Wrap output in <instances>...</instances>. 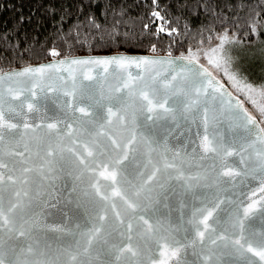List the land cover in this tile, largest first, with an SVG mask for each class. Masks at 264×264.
<instances>
[{
  "label": "snow or ice",
  "instance_id": "obj_1",
  "mask_svg": "<svg viewBox=\"0 0 264 264\" xmlns=\"http://www.w3.org/2000/svg\"><path fill=\"white\" fill-rule=\"evenodd\" d=\"M153 15L159 17L158 12ZM218 39L215 47L189 49L178 57L170 51L167 57L118 53L61 60L59 66L26 67L0 75V264H63L61 257L68 254L71 241L59 244V237L46 238L19 225V220L34 208L32 198L21 200L17 185L37 184L32 173L39 175L41 183L45 179L55 181L52 158L64 159L65 151L69 159L75 158L81 172H96V161L103 158L98 175L111 181L108 187L112 190L111 195L107 188L102 191L99 180H95L88 185L92 192L65 185L69 192L59 199L53 195L54 184L46 192L35 191V199L40 201L35 207L43 210L47 206L69 220L68 226L52 231L73 237V223L78 227L88 218L99 224L71 254L76 264H257L254 257L264 264V83L253 82L243 66V57L226 47L236 43L234 39L227 33ZM151 51L156 52L155 45ZM51 55L59 53L53 51ZM73 65L80 66L79 75ZM61 71L68 77L58 75ZM53 74H57L55 78L62 87L47 86L48 92L55 94L48 97L52 114L42 115L35 88ZM14 76L33 81L32 88H3ZM109 77L118 83L106 88ZM193 124L202 131L195 133L198 144L189 152L183 138ZM64 140L71 146H62ZM137 145L143 146L147 165L152 166L147 181H155L158 189L149 188L145 198L161 206L158 212H182L192 201H208L209 194L196 189L201 179H212L219 192L237 197H229L228 202L236 206L232 227L238 229V238L230 239L225 234L227 229L214 217L225 202L214 193L213 200L208 201L211 207L205 204L193 213L197 230L190 245L176 240L157 245L158 256L149 255L157 249L148 246L153 228L143 216L139 220L148 227L142 230L137 226L138 239L133 243V222L137 211L142 210L144 186L135 187L125 176L138 173L139 166H147L136 155ZM154 156L165 160L163 167L152 163ZM229 157L238 159L229 164ZM193 166L203 175L199 171L185 175V168ZM121 182L135 191L131 195L121 191L117 187ZM253 182H258L256 187H251ZM23 195L27 197L28 191ZM42 195L44 199L40 200ZM240 196H245L247 203ZM257 222L260 231H256ZM113 234L124 239L120 243L109 240Z\"/></svg>",
  "mask_w": 264,
  "mask_h": 264
},
{
  "label": "trees",
  "instance_id": "obj_2",
  "mask_svg": "<svg viewBox=\"0 0 264 264\" xmlns=\"http://www.w3.org/2000/svg\"><path fill=\"white\" fill-rule=\"evenodd\" d=\"M225 33L264 83V0H0V72L80 55L179 56Z\"/></svg>",
  "mask_w": 264,
  "mask_h": 264
},
{
  "label": "water",
  "instance_id": "obj_3",
  "mask_svg": "<svg viewBox=\"0 0 264 264\" xmlns=\"http://www.w3.org/2000/svg\"><path fill=\"white\" fill-rule=\"evenodd\" d=\"M118 53H112V54H105V55H80V56H69V57H60L51 59L45 62L37 63V64H30L25 65L22 67L13 68L10 70H6L4 72H0V75H4L7 73H13L16 71H21L22 69L26 67H39L42 65H49V64H55L59 66L58 62L61 60L65 61H71L73 59H87V58H104L109 57L112 55H116ZM119 54H126L131 56H155V57H167L168 55H150V54H136V53H119ZM178 57V56H173ZM68 64L64 65V68H67ZM72 68L75 70L76 74L79 75V68L80 66L73 65ZM95 74V72L93 73ZM57 74H53L52 78H46L43 81H39L40 87L35 88V91L37 93V100L39 101L41 105V114L43 115L45 112H47L48 115H51V109L52 105L48 97H52L55 94L48 92L47 86L51 85L54 88H60L62 87V82L58 79H56ZM58 75L64 76L65 78L68 77V73L66 71H61L58 73ZM33 81H27L24 77H13L11 81H6L3 88H7L8 86H11L13 88L18 87H26V88H32ZM118 83L117 79H114L112 77H109L108 82L105 84V87H114ZM70 85V81H69ZM43 87L45 90L44 92H41L40 88ZM26 95H30V93H25ZM63 99L70 100V97H64ZM8 114L6 112V118ZM30 122H33L32 119H30ZM35 122H39V120H36ZM151 123V121H149ZM163 123V122H161ZM61 128L64 127V125L60 126ZM202 129H198L197 125L193 124L191 126V131L186 133V136L183 138L184 143L187 147V150L191 152L192 148L195 147L198 144V137L195 136V133ZM221 132H224V128H221ZM190 141H195V143H191ZM171 143L175 144V141H171ZM67 145V141L64 140L62 143V146ZM71 146V145H67ZM78 151L82 152L83 149L79 148ZM144 149L142 145H137V152L136 155L141 161L142 165H147V157L144 155ZM64 159H61L59 156L53 157V165L56 170L57 178L55 181L50 180H43L41 183V178L36 173L30 174L36 181L37 184L30 185V186H22L17 185V188L21 189V200L22 201H28L30 198L33 200V208L34 212L29 213L27 215L23 216V219L19 220V225L24 227L26 230H32L34 232H38L41 236L46 238H57L59 237V244H63L65 241H71V247L68 248V254L62 255L61 259L63 261V264H76L75 261L71 259V254L74 253L75 249L79 245H83L85 241L88 238L89 230L95 225L99 226V224L94 219H88L85 218V220L79 222V226L77 227V224L73 223L71 225L74 236L68 237L64 233L52 231V229L55 228H64L69 225V220L66 217H63L59 214H55L54 209H49L47 206L44 207L42 210L39 207H35L36 204H39V200L35 199V191L39 190L41 192H46L49 186L54 184V192L53 195L56 196L57 199H59L62 195H67L69 192V188L65 187V185L69 186H77V190L80 191L81 189L87 190L89 192L94 191L93 189L89 188L88 185L90 182H95V180H99L100 186L102 191L107 188L108 194L111 195V188L108 187L111 184V181H105L103 177H100L98 175V172L102 170L99 165L103 162V158H98L96 161V172H81L80 168L77 167V163L75 161V158L69 159L70 154L66 151L62 154ZM170 159V156H169ZM238 157H229L227 158L228 163L231 164L233 160H237ZM165 160L163 158H156L153 157V164H156L159 167H163ZM210 162V161H209ZM219 164V162H217ZM169 171H172L171 169ZM201 172L203 175L202 170L197 169L195 166L191 168H185V175H196L197 172ZM152 172V166L147 165L145 166H139V172L133 173L132 176H125L126 180H130L132 182V185L135 187H139L141 184L144 186V190L141 193L140 203L142 210H138L136 213L137 219L134 221V228H133V243H135L138 239L137 234V226L145 230L147 229V225L144 224L143 220H139V216H143L144 220H147L150 225H152L153 232L150 234L151 239L149 240L148 246L152 249H157V245H163L165 243L172 244L174 241L179 240L183 243H188L190 245V242L192 239L196 238V230L197 225L195 222V217L193 216V213L196 211V208L203 207L205 204H207L208 207H211L212 204L208 201L213 200L214 193H218L220 198L223 199L225 202L220 205L218 209H216L214 213V217L218 218L220 221V226L227 229V232L225 233L230 239L238 238V229H234L232 225L235 222V218L237 215L236 206L234 204H231L228 202L229 197L233 200L237 199L236 196H233L231 193H223L219 192V186L216 185L212 179L204 180L201 179L199 186L197 187V191H201L204 193L209 194L208 195V201H202V200H195L192 201L191 204L188 207H185L182 209V212H177L175 210L169 211L167 209H161V212L164 213V215H161V212H158L157 209L161 208L159 204L155 202L154 199H147L145 198L146 193L149 188L153 189V191H157L155 181H147L148 175H150ZM68 173H72V175H68ZM212 174H210L211 176ZM79 176L80 179H76V177ZM159 176V174H158ZM175 183L179 184L182 183V181H176ZM258 182H253L251 187H256ZM118 188L121 189V191H127L129 195H131L135 188L130 186L127 183L121 182V184L117 185ZM28 191V196L23 195V191ZM233 192H238L237 189H233ZM245 193L247 195H250L251 193L248 191L247 188L244 189ZM44 199V196L42 195L40 197V200ZM118 205H122V201L119 200L118 197L113 198ZM239 199L245 200V203H247V200L245 196H240ZM7 201H5V204ZM122 210V209H121ZM111 216V212L108 214ZM199 214L197 213V216ZM105 223V227H107V222ZM246 230L245 235H248V222L246 221ZM202 225H200V228L202 229ZM256 231L261 230V225L257 222L255 224ZM142 234V233H141ZM109 240H112L116 243H120L121 240H123V237L116 236L113 234L112 236L108 237ZM219 243V242H218ZM211 246V245H209ZM189 252L192 251L191 246H189L188 249ZM197 251H199V245L197 246ZM149 255H156L158 256V249L154 253H149ZM189 259H192V257H189ZM257 260V264H259L258 258H253ZM201 264H203V261H201Z\"/></svg>",
  "mask_w": 264,
  "mask_h": 264
}]
</instances>
